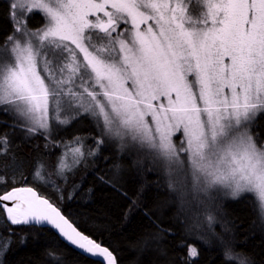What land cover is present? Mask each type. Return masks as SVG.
Wrapping results in <instances>:
<instances>
[{
  "label": "snow or ice",
  "instance_id": "6c2138e0",
  "mask_svg": "<svg viewBox=\"0 0 264 264\" xmlns=\"http://www.w3.org/2000/svg\"><path fill=\"white\" fill-rule=\"evenodd\" d=\"M36 12L46 22L34 30L27 20ZM9 20L11 32L0 38V114L12 118L11 128L67 149L48 176L67 185L79 166L111 146L116 156L104 157L112 160L110 175L98 179L115 188L124 157L137 171L141 157L150 160L167 178L182 227L178 236L146 208L154 230L145 246L154 243L166 255L161 242L178 236L175 247L187 249L182 264H194L199 252L187 241L211 248L215 239L226 262L252 264L214 231L215 217L203 210L220 194L253 193L264 224V139L257 123L264 115V0H9ZM84 116L96 129L94 145L86 149L80 136L51 139L54 128ZM10 149L8 133H0V155ZM44 168L37 161L34 179L63 199L66 189L45 179ZM0 211L8 233L0 235V264L15 235L11 226L45 222L84 254L117 264L108 247L32 187L0 194ZM45 259L61 261L51 251Z\"/></svg>",
  "mask_w": 264,
  "mask_h": 264
},
{
  "label": "trees",
  "instance_id": "16d2710c",
  "mask_svg": "<svg viewBox=\"0 0 264 264\" xmlns=\"http://www.w3.org/2000/svg\"><path fill=\"white\" fill-rule=\"evenodd\" d=\"M40 18L42 16L38 12L29 15V25H43L44 20L36 22ZM12 27L9 20V0H0V38L10 33ZM11 123L10 116L0 114V133H8L11 142L8 154L0 155V177L5 180L4 184H0V194L16 186L36 188L74 221L81 231L112 250L118 264H182L181 258L186 257L187 249L175 247V239L182 227L174 219L178 204L174 202L173 194L167 188V178L155 169L150 160L141 157L140 170L137 171L132 167L131 159L124 157L121 160L124 170L114 188L98 179L99 176L110 175L108 169L112 160L105 161L104 157L116 156L114 149L107 146L101 149L97 159L93 161L89 158L87 165L79 166L74 174L69 175L65 185L55 174L48 176L63 147H54L40 134L27 136L20 129L11 128ZM89 123L88 129L85 123L81 126L74 123L61 131L57 129L58 132L55 129L56 133L52 134L51 139L69 141L73 136L87 138L88 135H95L93 122L90 120ZM257 123L264 138V115L258 116ZM94 143V140L84 141L85 148ZM37 161L45 165L44 171L42 170L45 179H51L66 189L63 199L59 198V193L51 186L34 179L33 172ZM74 185L79 187L74 188ZM141 187L143 193L139 191ZM69 195L73 198L69 199ZM133 201L138 206H134ZM146 208L154 211L166 227H173L178 234L175 238L169 236L161 242V246L167 249L166 255L160 254L158 245L144 244V237L154 230L144 214ZM203 214L215 217L214 231L232 241L236 252L246 254L252 264H264V224L260 222L254 194L245 193L238 199L220 194L207 203ZM3 215L0 211V235L7 237L8 233L3 227ZM11 228L15 235L11 237L12 242L3 257V264H62V261L67 264H103L72 248L49 226L19 225ZM225 228L228 229L227 232L224 231ZM21 235L27 237L24 243H20ZM187 243L197 247L199 252L194 264H234L224 260L221 246L215 239L211 248L195 239H189ZM47 251L60 256L61 261L46 260Z\"/></svg>",
  "mask_w": 264,
  "mask_h": 264
},
{
  "label": "rangeland",
  "instance_id": "374dc122",
  "mask_svg": "<svg viewBox=\"0 0 264 264\" xmlns=\"http://www.w3.org/2000/svg\"><path fill=\"white\" fill-rule=\"evenodd\" d=\"M190 7H191V6H190ZM38 13H39V12H38ZM101 15H102V14H101ZM41 16H42V19L40 18L39 21H38V19H36V22H40L41 20H42V21L44 20V24H45L46 21H45V19H44L42 13H41ZM34 22H35V21H34ZM27 23H28V25H29V20H27ZM44 24H43V25H44ZM43 25H40V24H39L38 26H34V27L31 26V25H29V26H30L32 29L35 30V29H39V28H41ZM42 74H43V73H42ZM257 118H258V117H257ZM88 121L90 122V119L87 118L86 116H84V117H81L80 119H78L77 121L73 122L72 125H73L74 123H75V125H76V123H77V124H79V126H81L82 123H83V124L85 123L86 128L88 129L89 126H90V123H89ZM75 125H74V126H75ZM69 127H71V125H70V126H67V127H56V128H54V130L56 129V132H58L57 129H60V131H61V130L65 129V128H69ZM54 130H53V134L56 133V132H54ZM95 135H96V134H95ZM95 135H88V137H87L84 141H86V140H93L92 137L95 136ZM177 135H179V134H177ZM173 139H174V142H177V143L179 142V141L176 140V137H174ZM262 139H264V138H262ZM69 141H70V140H69ZM62 152H67V149L63 148V151H62ZM67 162H68L69 165H72V163H73V157H72V154H71V153H68V160H67ZM43 171H44V170H43ZM252 194H253V193H252Z\"/></svg>",
  "mask_w": 264,
  "mask_h": 264
},
{
  "label": "water",
  "instance_id": "95a60500",
  "mask_svg": "<svg viewBox=\"0 0 264 264\" xmlns=\"http://www.w3.org/2000/svg\"><path fill=\"white\" fill-rule=\"evenodd\" d=\"M16 187H32V186H16ZM33 189H34V191L38 194V195H40V196H42L43 198H45V199H48L47 197H45V196H43V195H41L40 193H39V191L36 189V188H34V187H32ZM11 190V189H10ZM3 194V193H2ZM49 200V199H48ZM49 202H51L50 200H49ZM9 203V206H10V202H8ZM52 203V202H51ZM53 205L55 206V207H57V208H59L56 204H54L53 203ZM60 209V208H59ZM61 210V209H60ZM61 212L63 213V211L61 210ZM64 214V213H63ZM66 215V214H65ZM68 217V216H67ZM69 218V217H68ZM70 219V218H69ZM70 221H71V219H70ZM43 225H46V226H49V227H51L59 236H60V238L62 239V240H64L67 244H69L72 248H74L75 250H77V251H79L80 253H82V254H84L83 253V251L82 250H80V249H78L77 247H75V246H73V245H71V243L70 242H68L65 238H63L60 234H59V232H58V230L57 229H55L54 227H52L51 225H49V224H47L46 222L43 224ZM74 226H76V225H74ZM79 229V228H78ZM80 230V229H79ZM81 231V230H80ZM83 232V231H82ZM90 238H92V237H90ZM93 239V238H92ZM96 241V240H95ZM98 242V241H97ZM100 243V242H99ZM102 244V243H101ZM102 246H105V247H107L106 245H104V244H102ZM110 250V249H109ZM110 251H112V250H110ZM84 255H86V256H88V257H90V258H93V259H95V260H98V261H100L101 263H103V264H105V262H103L102 261V258L101 257H92L90 254H84ZM113 255L115 256V254L113 253ZM116 257V256H115ZM117 264H118V261H117Z\"/></svg>",
  "mask_w": 264,
  "mask_h": 264
}]
</instances>
